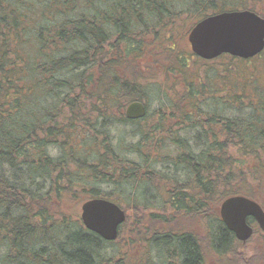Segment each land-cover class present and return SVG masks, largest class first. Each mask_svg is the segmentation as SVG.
I'll return each mask as SVG.
<instances>
[{"label": "trees", "instance_id": "obj_1", "mask_svg": "<svg viewBox=\"0 0 264 264\" xmlns=\"http://www.w3.org/2000/svg\"><path fill=\"white\" fill-rule=\"evenodd\" d=\"M245 9L264 18V0H0V264H203L204 240L224 264L236 252L232 264H264V232L242 242L217 211L233 195L264 209V103L247 100L242 79L226 85L244 59L228 55L220 91L210 68L176 96L147 78L160 55L179 73L196 57L176 46L178 29L186 39L199 20ZM135 100L158 102L154 123L125 116ZM170 104L190 139L175 135L183 124L164 127ZM122 123L138 135L113 146ZM95 197L124 210L118 236L125 209L150 212L135 229L140 258L106 253L113 241L83 226L76 208Z\"/></svg>", "mask_w": 264, "mask_h": 264}, {"label": "water", "instance_id": "obj_2", "mask_svg": "<svg viewBox=\"0 0 264 264\" xmlns=\"http://www.w3.org/2000/svg\"><path fill=\"white\" fill-rule=\"evenodd\" d=\"M192 52L204 60L228 54L250 59L264 49V18L245 10L222 11L209 15L194 24L188 33ZM144 104L133 101L125 109L129 119L142 118ZM80 219L86 229L107 241L116 239L118 227L125 220V212L106 198H91L80 206ZM219 217L234 236L244 242L251 237L255 221L264 232V209L255 200L244 195L225 198L219 207Z\"/></svg>", "mask_w": 264, "mask_h": 264}, {"label": "rangeland", "instance_id": "obj_3", "mask_svg": "<svg viewBox=\"0 0 264 264\" xmlns=\"http://www.w3.org/2000/svg\"><path fill=\"white\" fill-rule=\"evenodd\" d=\"M181 29L182 28L177 30V31L180 30L179 32L176 31L177 32L175 36L176 41L174 42L176 46L183 49L184 52L190 53L191 50H190V45L187 41V33L184 34L186 39H183L181 35L184 32H182ZM188 57H189V61H188L189 66L185 68L186 72L179 73L177 70L173 69L174 64L171 61H169L168 58H165L162 55H160V58L158 59L157 62L152 61L154 64V66L150 67L152 70V73L151 74L148 73L149 77L147 78H152L154 80H157L155 82H159L163 84L162 85L163 88L166 89L171 96L173 95V93L176 96L179 94L181 95L182 93L185 94V81L188 79L194 78L195 75L200 74L201 72L198 71L200 68H210L213 74V76L211 77L212 80L209 84L210 87H213L214 89L219 88V91L223 90L222 84H225V81H224V77L221 74L222 73L221 71L224 68H226V66H228L229 62L232 60L231 58H229L228 55H224V56L222 55L216 59L205 61V62L199 60L196 57H191V55H188ZM233 64L236 65L233 68L237 70L235 72V75L238 76V78L231 77L230 79H228L229 81H227L228 84L226 85L228 86L231 85V88L233 87L234 92H237L240 88L238 79H242L241 80V84H242L241 92L248 98L247 100L255 104H257L258 102L264 103V90H263L264 88V50L259 55L249 60L235 61ZM145 68H146V65H144V69H142V72L145 70ZM253 77H255L256 79L258 78L257 79L258 81L256 82V79H254ZM208 90L205 92L207 93L206 96H208V93H209ZM155 94L156 92L154 91L153 96ZM205 98L202 100H205ZM177 101H178L177 103L180 106L186 103L185 104L186 106H182V108L184 107V109L188 110L187 108L191 102L185 101L184 99H181V100L178 99ZM155 102H151V104H149V110H148L149 117L147 118L149 124L154 123V121L156 120L157 114H158L157 108L159 107V104H156L158 102L156 103ZM261 108L262 110H264V104L260 105L258 109L261 110ZM173 109L174 107H172L171 104L170 106L160 108V111L164 115L163 117L164 127L170 126V128H172L173 123L175 125L183 124V128L181 129L173 128L174 131H178L177 134L175 133V135L176 136L185 135L190 139L191 136H188V135L191 134V131L189 130L191 123L188 120H183L182 123H179V119L181 120L180 116L178 117V115H175L172 117L169 115L170 111ZM144 124H147V123H144ZM124 128H131V129L128 131H124ZM137 129L138 127L136 125L130 126V124H124V123L117 124L116 130L118 131H115V132L112 131V134H111L112 135L111 136L112 145L114 146L116 141L119 140V136H121L120 133L122 132L125 134L126 142L131 141L132 139H135L138 135ZM191 130H192V133L195 132L194 128H191ZM163 133H164V136L165 134H168V132H163ZM192 150L194 149L192 148ZM134 158H138V157H135V155H132V159ZM132 191H133L134 198H140L141 190L140 188H138L137 185L135 186L134 189H132ZM147 197L150 198L149 195H147ZM156 199L150 198V201H152L153 203H156L157 202ZM76 209H78V213H79L80 206L77 207ZM125 210L127 212V224L121 229L119 236L113 241L112 245H110L107 248L106 253H108V251L112 252V249H114L116 251H120L121 253H123L121 257L128 256L132 260H136L137 258H140V256H142L143 249H142L140 240L138 238V234L136 233L135 229L139 225H142L143 222H145L144 218L147 217L148 213L150 212L141 213L134 209L130 211L128 209H125ZM218 210L219 208H217V211ZM128 212L130 213L128 214ZM158 212L163 213V211H158ZM158 212H155V213L159 214ZM251 225L254 227V231L257 232L258 229L256 228L257 227L256 223L253 222L251 223ZM162 226L164 227L163 230H173V231L182 230L181 229L182 227L181 226L179 227L177 225V222H175L174 224H170V222H167L165 223V225H162ZM190 227H193V228H190ZM190 227L188 228L198 231V227L196 224ZM260 233L261 231H258L255 234L254 236L255 241H257V239L255 238H258L260 236L259 235ZM198 234L202 236V233L200 231H198ZM102 252H105V249H102ZM156 255L154 257H156ZM203 255H204L203 264H224L223 257L220 258L219 256H216L212 251H210V248L208 247L205 240L203 241ZM237 255H238V252L235 253V256L228 255V256H231V260L228 261V264H232L233 259ZM151 259H153V260H150L151 264H157L156 258H151Z\"/></svg>", "mask_w": 264, "mask_h": 264}, {"label": "flooded vegetation", "instance_id": "obj_4", "mask_svg": "<svg viewBox=\"0 0 264 264\" xmlns=\"http://www.w3.org/2000/svg\"><path fill=\"white\" fill-rule=\"evenodd\" d=\"M144 104V103H143ZM144 106H145V108H146V110H147V106H146V104H144ZM148 111V110H147Z\"/></svg>", "mask_w": 264, "mask_h": 264}]
</instances>
